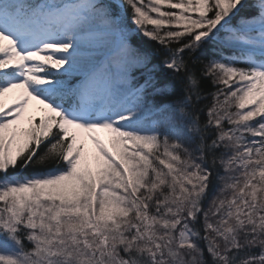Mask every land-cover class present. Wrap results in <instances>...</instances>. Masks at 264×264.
Here are the masks:
<instances>
[{
	"label": "snow or ice",
	"instance_id": "1",
	"mask_svg": "<svg viewBox=\"0 0 264 264\" xmlns=\"http://www.w3.org/2000/svg\"><path fill=\"white\" fill-rule=\"evenodd\" d=\"M0 264H264V0H0Z\"/></svg>",
	"mask_w": 264,
	"mask_h": 264
},
{
	"label": "rangeland",
	"instance_id": "2",
	"mask_svg": "<svg viewBox=\"0 0 264 264\" xmlns=\"http://www.w3.org/2000/svg\"><path fill=\"white\" fill-rule=\"evenodd\" d=\"M18 91L19 90H15L12 93H9L8 96H7V98H6L7 101L10 102L11 99L18 94ZM37 104H38L37 101H32V105L30 106L29 111L30 112H34V109H35V107H36ZM36 114L38 115V113H36ZM98 131H99V134L101 135V138L105 139V141L107 142V140L109 138V134L107 132L103 131V130H98ZM88 146H89V149L90 150L93 148V146H92V144H91L90 141L88 142Z\"/></svg>",
	"mask_w": 264,
	"mask_h": 264
}]
</instances>
